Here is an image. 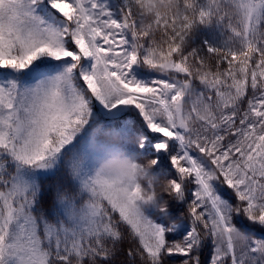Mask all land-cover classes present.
Here are the masks:
<instances>
[{
	"label": "snow or ice",
	"instance_id": "6c2138e0",
	"mask_svg": "<svg viewBox=\"0 0 264 264\" xmlns=\"http://www.w3.org/2000/svg\"><path fill=\"white\" fill-rule=\"evenodd\" d=\"M125 232L121 264H264V0H0V264Z\"/></svg>",
	"mask_w": 264,
	"mask_h": 264
},
{
	"label": "clouds",
	"instance_id": "9594fccd",
	"mask_svg": "<svg viewBox=\"0 0 264 264\" xmlns=\"http://www.w3.org/2000/svg\"><path fill=\"white\" fill-rule=\"evenodd\" d=\"M137 164V168L132 165ZM106 170L125 174L130 179L143 184L145 181L154 180L155 174L151 173V161L147 158L141 161L127 159L122 155H117L104 162ZM142 169V170H141ZM168 181H160L153 187L151 184L147 188H142L144 205L150 206L155 211H165L168 207V199L163 196L168 191L166 187Z\"/></svg>",
	"mask_w": 264,
	"mask_h": 264
},
{
	"label": "trees",
	"instance_id": "16d2710c",
	"mask_svg": "<svg viewBox=\"0 0 264 264\" xmlns=\"http://www.w3.org/2000/svg\"><path fill=\"white\" fill-rule=\"evenodd\" d=\"M116 3L119 2V0H115ZM163 166H167V161L164 162V165ZM173 211H175V207H173ZM258 231V234H260V230H257ZM134 244V242H132ZM130 246V243H129V238H128V235L127 233L125 232V239L121 245V249H122V252H121V255L120 257H118V261H117V264H121V262L124 261V257L126 255V252L125 250ZM137 264H138V261H137Z\"/></svg>",
	"mask_w": 264,
	"mask_h": 264
},
{
	"label": "rangeland",
	"instance_id": "374dc122",
	"mask_svg": "<svg viewBox=\"0 0 264 264\" xmlns=\"http://www.w3.org/2000/svg\"><path fill=\"white\" fill-rule=\"evenodd\" d=\"M111 2L116 3L115 0H111Z\"/></svg>",
	"mask_w": 264,
	"mask_h": 264
}]
</instances>
